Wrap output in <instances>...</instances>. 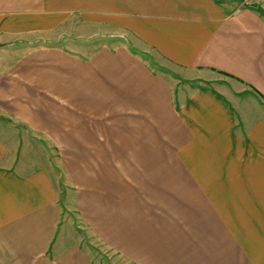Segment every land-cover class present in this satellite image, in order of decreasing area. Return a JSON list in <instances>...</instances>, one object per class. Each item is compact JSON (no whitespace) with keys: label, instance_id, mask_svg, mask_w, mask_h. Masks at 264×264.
<instances>
[{"label":"crops","instance_id":"1","mask_svg":"<svg viewBox=\"0 0 264 264\" xmlns=\"http://www.w3.org/2000/svg\"><path fill=\"white\" fill-rule=\"evenodd\" d=\"M259 1L0 0V264H264Z\"/></svg>","mask_w":264,"mask_h":264},{"label":"rangeland","instance_id":"2","mask_svg":"<svg viewBox=\"0 0 264 264\" xmlns=\"http://www.w3.org/2000/svg\"><path fill=\"white\" fill-rule=\"evenodd\" d=\"M263 4L264 0L253 3L254 7H256V9H259V11L264 15ZM86 247L88 250H90L89 253L95 258L98 264H114L113 262L108 263V254L103 251L99 246L92 245V243L88 241Z\"/></svg>","mask_w":264,"mask_h":264}]
</instances>
